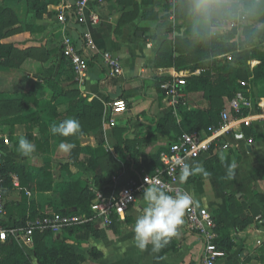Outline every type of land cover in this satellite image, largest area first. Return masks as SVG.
<instances>
[{"label": "crops", "instance_id": "obj_1", "mask_svg": "<svg viewBox=\"0 0 264 264\" xmlns=\"http://www.w3.org/2000/svg\"><path fill=\"white\" fill-rule=\"evenodd\" d=\"M76 1L65 0V4L71 6ZM246 2L243 0L242 3L245 10L241 15L244 18ZM0 4L10 10L17 21L16 25L5 29L9 35L0 39V45L12 49L10 65L0 67V100L4 98V102L10 101L23 94L38 99V104L31 105L27 112L5 104L10 112L3 118L35 113L42 124L41 128L32 122L14 126L10 148L18 145L21 137L36 146L35 153L28 157L15 151L12 156L14 162L33 173L50 165L56 182H59L56 173L65 172L81 182L86 183L87 180L86 184L104 197L116 196L130 180L120 172L106 177L99 189L93 187L94 175L87 169L90 160L85 150L87 147L101 145L118 160L120 130H127L128 138L135 141L140 151L142 172L149 173L160 166L158 154L166 151L181 135H178L181 131L178 126L180 119L176 114L177 122H166L160 127L156 123L172 110L160 89L161 84L171 71H183L175 70L170 65L176 66L184 59L181 48L175 50L171 47L175 45L177 48L189 42V37L184 36V27L186 33L190 25V21L184 23V5L190 19L195 11H207L209 20L213 18L219 22L221 18L228 20L241 8L236 0H211L206 10L195 6L197 0H177L174 9L169 0H87L83 18L63 28L57 22L60 10L58 0L47 4L38 15L30 12L25 0H6ZM221 5L225 8H218ZM179 10L183 11L182 22L177 18ZM91 14L99 17L96 25L88 23ZM68 19L72 20L70 17ZM177 23L181 25L175 27ZM239 25V21L220 25L228 31L226 35L233 37L230 42L238 43L234 35ZM13 27L19 30L11 33ZM180 29L182 32L178 33ZM64 35L71 37L81 53L93 61L83 81L75 77L62 58L61 41ZM81 36L89 39L92 46L87 47ZM103 51L113 54L120 61L123 70L121 76H108L96 54ZM228 56L230 53L222 54L219 58L227 59ZM255 62H250L251 79ZM248 90L250 92L249 86ZM250 94L253 98L257 97ZM122 97L127 100V111L112 114L111 104L115 100H122ZM186 100L189 109L205 110L196 105L193 97H186ZM77 105L80 106L79 112L69 115L70 109ZM96 112L100 113L98 127H87L96 124ZM66 118L77 119L81 125L79 133L68 136L78 141L70 153L60 149L61 137L49 131L52 124ZM250 135L254 137L251 147L239 143L228 151L213 150L191 163V166L202 165L203 172L191 174L187 180L179 178L178 188L190 193L198 209L205 210L215 222L218 230L216 242L223 252L216 264H264V153L261 154L260 149L261 145L264 149V135L258 124ZM9 154L12 155V152L8 151ZM33 175L36 177V174ZM18 188L14 187L6 197L7 202L21 201ZM16 192L18 196L14 195ZM25 194L28 203L35 201L40 205L37 209L46 207L50 201L58 202L55 192L40 194L26 191ZM144 207L143 192H140L136 194L135 202L123 221L114 218L112 225L106 226L96 220L65 229L54 234V237L62 241L75 256L82 258L80 264H202L203 240L186 229L185 215L176 234L159 250L153 251L151 245L144 250L138 249L133 243V227ZM7 220L13 226L16 216L13 214L9 221L7 215ZM46 242L49 244V240ZM17 243L31 259V264H40L34 256V246L31 248Z\"/></svg>", "mask_w": 264, "mask_h": 264}, {"label": "trees", "instance_id": "obj_2", "mask_svg": "<svg viewBox=\"0 0 264 264\" xmlns=\"http://www.w3.org/2000/svg\"><path fill=\"white\" fill-rule=\"evenodd\" d=\"M5 2L6 0H0ZM27 1L30 12L38 15L41 10H43L47 4L52 3L53 0H25ZM247 21L255 23V26L251 28H246L242 32L243 43L249 45L250 47L254 44L252 41L259 39H264V28H260L264 25V0H247ZM220 9H224L225 6H218ZM71 22L78 23V18L75 16L72 20H67L69 25ZM17 21L12 15V12L4 7L3 4H0V39L9 35L8 32L5 33V29L16 25ZM14 33L19 29L12 28ZM84 37L81 36V40ZM227 45H223V41H226L225 37L215 39L216 42L222 46V52H228L229 49H233L236 44L235 42H230L233 37L230 34L226 35ZM205 39H202L200 36L197 37L196 43L192 44V47L197 51L195 55L184 56V61H192L193 58L199 54L203 49ZM251 41V42H250ZM208 44V42L206 43ZM248 46V47H249ZM224 47V48H223ZM11 47H4L0 45V67H8L9 57L11 53ZM216 51V49H212ZM208 58V55H203L199 58ZM250 58L258 62L257 67L253 70L252 83L257 85L258 82L264 83V52H252ZM64 59V58H63ZM66 62V60L64 59ZM92 59L88 60V65H92ZM68 65V63L66 62ZM172 64V63H171ZM72 71V70H71ZM189 72V71H188ZM193 72H189L192 74ZM213 76L218 78L227 79L229 78L232 90L228 92V99L233 98L235 93L241 88L240 81H237L235 76L238 73V70L233 65H222L217 68H212ZM43 77V76H42ZM196 77V78H195ZM44 80H47L44 77ZM203 81L199 76L190 75L186 79V86L183 88L186 93V97L191 96L193 92V87H196L198 90H202L204 87ZM262 84V83H261ZM264 97L262 92L257 96V99ZM122 100L127 102L126 98L122 97ZM196 102V100H195ZM3 107L5 104L13 106L20 110L21 112H27L30 109L31 105H37L38 99L32 95H21L19 98L11 99L10 101H3ZM196 105L201 108V105L196 102ZM80 106L77 105L74 108L70 109L69 115L72 113L76 114L79 112ZM224 108H217L215 111V117L210 118L208 110H199V109H189L186 104L179 105L176 108V111L170 110V112L156 124L158 127L162 126L166 122H177L174 115L176 114L179 117L180 121L178 126L180 127L178 135L182 133H199L203 130H206L208 127H211L217 123L219 113ZM74 109V110H73ZM53 113V112H52ZM54 114V113H53ZM94 113L96 124L87 125V127H92L93 129L98 127V118H100V113ZM58 118L57 115L54 114ZM40 118L37 114H28L27 116L17 115L13 118H0V132L7 135L12 139L14 126L17 124H30L31 122L34 125H39L40 128L42 124L39 122ZM63 121V120H62ZM201 123V125H200ZM178 130V131H179ZM120 142H119V153L120 158L115 160L109 150L104 148L101 145H98L95 148L87 147L85 150L90 156L88 162V168L92 171L93 178V187L100 188L102 181L107 177L110 178L112 175H117L122 172L123 175L127 176L130 181L136 183L140 182L142 175L143 166L140 164L141 154L136 147L134 140L129 139V133L127 130H120ZM177 131V132H178ZM117 135V134H115ZM59 143L61 144H74L78 145L77 140H72L69 137L60 136ZM12 150V151H11ZM9 153L12 152V155H7L4 161L3 173L5 175V180L3 187L5 189L4 195L7 197L14 190L12 176H16L19 182V194L21 196V202H7L6 209L9 221H11L12 215L16 216L14 221L15 225L9 224L8 220L2 222L3 228L9 230L11 228H17L25 224L27 220H32L35 218H42L49 216L51 214H59L62 216H71V215H86L88 218L93 217L90 212V205L94 200L95 194L93 189L89 184H84L81 180L74 175L70 176L69 181L65 183L56 182L53 171L50 168V165H46L38 173H33L32 170L26 169L25 166L19 165L14 162L12 156L17 151V145L14 144V147L8 149ZM158 154V161L159 155ZM152 172H149L151 174ZM36 174V177L35 175ZM84 184V185H83ZM26 191H31L34 193H52L55 192L58 196V202L55 204L53 202L46 203V207H43L42 213L38 216L36 215L37 206H40L35 201L28 203ZM15 210V211H13ZM215 232L218 234L217 227L215 225ZM47 240L51 241L49 245ZM218 246L219 243H217ZM34 256L38 263L40 264H80L82 258L75 256V254L58 238H55L54 235L50 233H36L34 235ZM0 264H31V259L24 253L15 239L9 237L5 242H0Z\"/></svg>", "mask_w": 264, "mask_h": 264}, {"label": "built area", "instance_id": "obj_3", "mask_svg": "<svg viewBox=\"0 0 264 264\" xmlns=\"http://www.w3.org/2000/svg\"><path fill=\"white\" fill-rule=\"evenodd\" d=\"M177 0H169L172 9L175 8ZM87 0H78L73 5H66L65 0H58L60 10L57 15V22L66 27L68 17L83 18V9ZM72 7V8H71ZM99 21L97 14H91L88 19L90 25H96ZM85 45L90 47L91 41L83 38ZM92 46V45H91ZM100 57L101 66L110 78H117L122 74L120 61L109 52L96 53ZM61 55L66 60L75 77L83 81L89 70L88 58L81 53L79 47L71 37L64 35L61 41ZM231 60V57H227ZM189 72L171 71L165 77L160 89L168 100L170 109L174 112L179 105H187L186 93L183 88L186 86V79ZM241 88L229 99L218 116L217 123L199 133H183L177 140L171 143L166 151L159 155L160 166L151 174L142 172L140 182L130 181L114 197H104L98 190H93L95 197L90 205V212L93 217L86 215L62 216L51 214L42 218L27 220L23 227L3 228L2 222L7 220V198L4 195L3 173L4 159L8 155L11 146L10 138L0 132V242H5L9 237L25 246H34V235L36 233L59 234L65 229L90 224L96 220L104 225H112L113 219L123 221L128 209L134 204L137 193L143 192L147 186L157 185L163 187L169 195H175L181 190L178 188L179 178L182 175V166L191 163L201 156L213 150H230L233 145L242 143L251 147L254 137L250 135L259 125L264 135V100L254 99L245 83H240ZM112 114H122L127 111V102L115 100L111 104ZM13 186L18 185L16 176H12ZM186 229L196 233L203 240L202 264H216L223 256V252L217 245V234L215 222L211 215L205 210H200L195 201L184 212Z\"/></svg>", "mask_w": 264, "mask_h": 264}, {"label": "rangeland", "instance_id": "obj_4", "mask_svg": "<svg viewBox=\"0 0 264 264\" xmlns=\"http://www.w3.org/2000/svg\"><path fill=\"white\" fill-rule=\"evenodd\" d=\"M240 5L241 8L238 9L234 15L231 17H228L226 20L225 18H221L222 15H220L221 18L220 22L218 19H210L209 16L210 14H207V11L201 12V11H195L192 15V19L188 18V10L186 9L184 5V23L186 24L188 21H190V25L187 27V32L186 27H184V36H188L189 39H187L189 44L184 42V46H176L173 45L171 48H174L175 50H178V48H181L182 51H184V56L188 55H195L194 53H197V51L192 47V44L195 42L197 37H201L202 39H205L204 41V47L203 49L199 52L198 55H196L192 62L182 59V62H179L178 65L172 66L170 65L173 69L175 70H185L193 73H197L202 81L204 87L202 90H198L196 87H193V92L191 93V97H193L197 103L201 105V108H206L208 110V113L210 115V118L215 117V111L217 108L223 107L226 105L227 101L229 100L227 97L228 92L232 90V86L230 84V79H222L218 78L216 76H213L212 73V68H217L218 66L225 65L227 62L229 64H234L238 70L237 75L235 76L237 81H240V83H245L250 87V92L256 97L259 96L262 92L264 93V83L263 82H258L257 85H254L252 83L251 76L249 75V70L251 69V60L250 54L251 52H264V39H259L256 41H252L254 44L252 48L249 45H246L243 43V38L240 36V31H244L246 28H251L252 26H255L254 22L247 21V17L244 18L241 15V12L245 10L243 7V0H236ZM197 7V4L195 5ZM206 10V8L204 9ZM247 10V9H246ZM181 16L183 17V11L179 10L177 14L178 21H183V19H180ZM209 20V21H208ZM218 20V21H214ZM239 21L240 25L237 26V32L235 33V39L237 40L238 43H235L236 46L233 49H229L230 51L228 52H222V46L227 45V38H226V29L223 26L220 25H230L233 24V22ZM215 22H217L215 24ZM179 24V25H178ZM179 27L181 24L177 23L175 24ZM185 26V25H184ZM216 26V27H214ZM212 27V28H211ZM260 28H264V25L261 26ZM177 29V28H176ZM182 30H178V33H181ZM225 37L226 41H223V45L220 46L215 39H218L219 37L223 38ZM242 39V43H241ZM208 42V44H206ZM234 42V41H233ZM251 42V41H250ZM250 48H249V47ZM216 49V51H212V49ZM224 48V47H223ZM225 53H230L231 60L228 59H220L219 56ZM203 55L207 56L208 58H203L200 59ZM251 59V60H250ZM256 65H254V69L257 67V62H255ZM184 71V72H185ZM196 78V77H195ZM251 95V94H250ZM257 98V97H256ZM254 98V99H256ZM264 100V97L261 98ZM0 100V118H3L5 114L10 112V110H7L6 108L3 107V103ZM205 110V111H206ZM201 125V123H200ZM261 149V154L264 153V149H262V145L260 146ZM57 178L56 180L59 181L60 183L62 182H67L69 180L70 175L66 174L65 172H62L61 174L56 173ZM55 174V175H56ZM91 176V174H88ZM84 183V182H83ZM86 183L87 180H86ZM86 183H84L86 185ZM83 184V185H84ZM13 197V194H11ZM15 196H18V192L14 194ZM54 198V197H53ZM32 200V199H31ZM21 202V201H20ZM28 202V201H27ZM30 203V202H29ZM43 210V207H39L36 211V215H40ZM15 211V210H13ZM25 224L21 225L20 227H23ZM51 244V241L49 240V245ZM33 250V249H32Z\"/></svg>", "mask_w": 264, "mask_h": 264}, {"label": "clouds", "instance_id": "obj_5", "mask_svg": "<svg viewBox=\"0 0 264 264\" xmlns=\"http://www.w3.org/2000/svg\"><path fill=\"white\" fill-rule=\"evenodd\" d=\"M211 5V0H197V7L205 9ZM79 120L66 118L58 124H52L49 131L53 135L68 137L80 132ZM60 149L70 153L74 144L61 143ZM36 146L28 139L21 137L18 141L17 152L19 155L28 157L35 153ZM202 165L190 166L185 163L182 166V180L194 173L203 172ZM143 201L145 207L139 215L133 227V243L144 250L149 245L153 251L159 250L169 238L174 236L178 227L183 223L185 210L193 204V196L186 192H177L174 196L169 195L166 190L157 185L147 186L143 189Z\"/></svg>", "mask_w": 264, "mask_h": 264}]
</instances>
